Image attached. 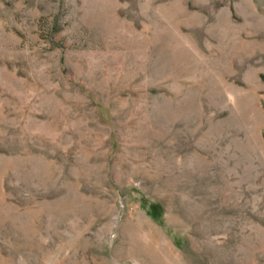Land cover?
Returning a JSON list of instances; mask_svg holds the SVG:
<instances>
[{"label": "rangeland", "instance_id": "rangeland-1", "mask_svg": "<svg viewBox=\"0 0 264 264\" xmlns=\"http://www.w3.org/2000/svg\"><path fill=\"white\" fill-rule=\"evenodd\" d=\"M0 264H264V0H0Z\"/></svg>", "mask_w": 264, "mask_h": 264}]
</instances>
